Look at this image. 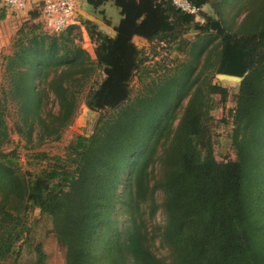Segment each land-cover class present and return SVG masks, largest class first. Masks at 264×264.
<instances>
[{
    "label": "trees",
    "instance_id": "obj_1",
    "mask_svg": "<svg viewBox=\"0 0 264 264\" xmlns=\"http://www.w3.org/2000/svg\"><path fill=\"white\" fill-rule=\"evenodd\" d=\"M36 1L33 36L17 39L5 57L11 87L0 98V264H47L43 243H34L42 219L65 264H264V0H188L199 16L173 0H84L108 25L106 4L122 17L115 37L82 19L95 59L74 43L75 26L37 33L45 0ZM231 12L233 21L242 16L235 28ZM136 37L186 59L133 97L148 60ZM218 74L244 78L234 115L238 161L219 162L211 142L214 96L225 103L230 92L214 84ZM87 88L85 104L99 114L95 132L69 147L67 165L55 158L54 166L23 172L4 152L9 96L17 132L41 146L61 139Z\"/></svg>",
    "mask_w": 264,
    "mask_h": 264
},
{
    "label": "rangeland",
    "instance_id": "obj_2",
    "mask_svg": "<svg viewBox=\"0 0 264 264\" xmlns=\"http://www.w3.org/2000/svg\"><path fill=\"white\" fill-rule=\"evenodd\" d=\"M82 1V0H80ZM77 0V4H78ZM79 5V4H78ZM28 8L25 11L13 12L11 11L3 0H0V10L8 8L6 11L9 12L10 17H6L5 20L0 21V98L4 97L3 91L10 89V83L7 80V63L8 61L5 57L13 56L17 49V44L15 43L17 39L23 36H33L29 31L35 29L36 25L39 24L40 20H29V13L31 11L37 10V8ZM33 9V10H32ZM81 10H88V14L94 16L99 23L101 22L104 27L108 25L107 22L101 20L102 15L99 11L90 6L86 1L81 2ZM101 10L106 12V17L111 21L114 26L118 25L121 21V14L117 7L113 3H108ZM204 12L212 14L210 7L206 6ZM228 24L235 28L236 24L241 21L242 16L238 15L233 21L232 12L227 14ZM17 19L19 20L17 23ZM197 21L203 23L204 21L201 17H197ZM21 26H26L24 33L20 34L18 31L21 29ZM99 27V26H98ZM108 27L113 30L112 25ZM43 28V29H42ZM39 28L37 33L41 31L49 33L47 29L42 26ZM106 28V27H105ZM108 28V29H109ZM84 29V30H83ZM83 29L75 31L73 36L76 44L81 45L90 55L92 59H95V44L91 41V38L86 32L84 26ZM99 31L100 28H98ZM105 32H108L105 29ZM102 33L104 31L102 30ZM112 32L110 31L109 34ZM60 34V33H59ZM79 34V37L75 36ZM196 33L192 32L189 37L193 38ZM5 37H7L5 39ZM136 45L138 48L145 52V58H148L143 64L142 69L138 76L132 82V92L133 97L138 96L139 94L146 95L148 91L152 88H156L161 82V79H164L166 75L173 76L177 73L176 67L179 63L185 61L186 56L178 54L176 49L170 52L164 50L165 45L150 44L145 40L136 39ZM165 68H163V66ZM162 66V67H161ZM167 67V68H166ZM169 70V71H168ZM98 77V78H97ZM102 74L100 76H95L92 81L97 79H102ZM143 77L144 81L141 80ZM40 79H38L39 81ZM214 84L219 85L222 88L230 90L228 101L221 103L222 96L215 95L213 99L212 110L210 111L211 117V130L212 137L211 142L213 144L214 155L219 162H229V161H238V148L235 147L233 141V133L235 127V112L237 109V93L238 88L241 84H232L227 80L219 78V74L213 80ZM148 88V89H147ZM82 96L80 100V105L74 122L70 127L64 130L62 137L59 141L46 140L41 146H35V143H29L28 140L21 135H19L18 126L21 125V121L18 114V106L11 96H9V101L5 104L6 108V120L9 129V141L4 147V152L9 155V158L14 159L15 163L18 164L20 169L25 173H36L40 170H44L50 166L56 165V159L60 158L66 161L68 164L69 159V147L75 143L79 136L90 137L95 132V125L99 119V114L91 111L85 104V96L88 92ZM187 100L183 102L186 103ZM4 105V103H3ZM57 109L56 107L54 108ZM105 118H108L106 116ZM36 132H34L35 136ZM33 146H35L33 148ZM55 159V160H53ZM62 162V161H61ZM121 189V187H120ZM32 217H40L39 210L34 211ZM52 225L48 220L42 219L40 224L34 230V243H43V248L47 257V264H65V252L57 244V241L52 233H50ZM27 254V253H26Z\"/></svg>",
    "mask_w": 264,
    "mask_h": 264
},
{
    "label": "built area",
    "instance_id": "obj_3",
    "mask_svg": "<svg viewBox=\"0 0 264 264\" xmlns=\"http://www.w3.org/2000/svg\"><path fill=\"white\" fill-rule=\"evenodd\" d=\"M15 12L25 11L34 6L36 0H3ZM174 5L185 13L199 16L200 9L188 0H173ZM44 27L51 33L59 34L73 25L78 13L77 0H45L43 6Z\"/></svg>",
    "mask_w": 264,
    "mask_h": 264
},
{
    "label": "crops",
    "instance_id": "obj_4",
    "mask_svg": "<svg viewBox=\"0 0 264 264\" xmlns=\"http://www.w3.org/2000/svg\"><path fill=\"white\" fill-rule=\"evenodd\" d=\"M79 2H78V13H77V16H76V18H75V21H74V23H73V25L72 26H75L76 27V29L74 30V32L75 31H77V30H79V32H80V30H81V28L83 29V26H84V28H85V25H84V21L82 20V19H85V20H88L87 19V17L86 16H90L91 18H93V19H95L97 22H99L94 16H91V15H89L88 13V10H86V11H83V10H81V2L83 1H80V0H78ZM37 4H35L34 6H36ZM34 6H30L29 8H33ZM10 14H9V12L7 13V12H5V10H0V21L2 20H5L6 19V17L8 18V17H10L9 16ZM18 19H17V23H18ZM89 21V20H88ZM93 23V22H92ZM93 24H95V23H93ZM98 28H100V30H101V32H102V30L104 31V34H106V35H109V36H112V37H114V34H116V31H115V29L113 28V30H112V28L110 29L109 27H108V25L107 26H105L104 25V27H101L102 26V24H101V22L99 23V25H97V24H95ZM111 25L113 26V27H115L114 26V24H112L111 23ZM106 27V28H105ZM109 28V29H108ZM105 29H107V31L108 32H105L106 30ZM84 30V29H83ZM86 30V29H85ZM112 32L111 34H109V32ZM73 32V33H74ZM78 32V31H77ZM87 32V31H86ZM7 37H5V39H6ZM136 39H140V40H144V39H142V38H139V37H136L135 39H134V41L136 40Z\"/></svg>",
    "mask_w": 264,
    "mask_h": 264
},
{
    "label": "water",
    "instance_id": "obj_5",
    "mask_svg": "<svg viewBox=\"0 0 264 264\" xmlns=\"http://www.w3.org/2000/svg\"><path fill=\"white\" fill-rule=\"evenodd\" d=\"M87 19L97 25H99V22H97L95 19L91 18L90 16H86ZM116 34H114V37ZM219 78L223 80H227L229 83L232 84H241L244 80L243 77L234 76V75H226V74H219Z\"/></svg>",
    "mask_w": 264,
    "mask_h": 264
}]
</instances>
